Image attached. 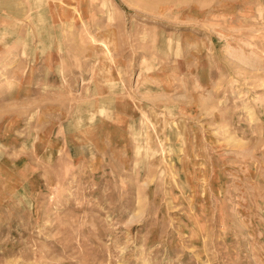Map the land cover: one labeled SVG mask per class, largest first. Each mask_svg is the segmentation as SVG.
<instances>
[{"label":"rangeland","instance_id":"374dc122","mask_svg":"<svg viewBox=\"0 0 264 264\" xmlns=\"http://www.w3.org/2000/svg\"><path fill=\"white\" fill-rule=\"evenodd\" d=\"M0 264H264V0H0Z\"/></svg>","mask_w":264,"mask_h":264},{"label":"crops","instance_id":"0c3cea01","mask_svg":"<svg viewBox=\"0 0 264 264\" xmlns=\"http://www.w3.org/2000/svg\"><path fill=\"white\" fill-rule=\"evenodd\" d=\"M15 2L19 1V0H14Z\"/></svg>","mask_w":264,"mask_h":264}]
</instances>
